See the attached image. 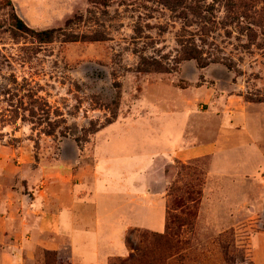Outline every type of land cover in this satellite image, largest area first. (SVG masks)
<instances>
[{
	"label": "rangeland",
	"instance_id": "obj_1",
	"mask_svg": "<svg viewBox=\"0 0 264 264\" xmlns=\"http://www.w3.org/2000/svg\"><path fill=\"white\" fill-rule=\"evenodd\" d=\"M194 46L202 63L181 61ZM141 57L172 70L140 73ZM38 98L61 114L54 136ZM141 118L223 145L168 167L165 232L131 229L135 250L109 264H264V0H0V183L18 168L9 184L26 193L36 168L90 164L101 130L120 124L102 134L124 148ZM41 255L31 264H70L67 250Z\"/></svg>",
	"mask_w": 264,
	"mask_h": 264
},
{
	"label": "crops",
	"instance_id": "obj_2",
	"mask_svg": "<svg viewBox=\"0 0 264 264\" xmlns=\"http://www.w3.org/2000/svg\"><path fill=\"white\" fill-rule=\"evenodd\" d=\"M128 122L124 130L138 134L124 148L116 142L127 136L102 134L120 131V124H112L97 134L104 139L96 142L90 164L77 165V157L56 170L36 168L26 193L25 186L9 184L21 179L18 168L4 174L8 182L0 183V264H31L43 260L45 252L61 255L65 250L70 264H109L111 258L128 254L131 229L165 232L168 167L216 155L223 143L194 144L175 119Z\"/></svg>",
	"mask_w": 264,
	"mask_h": 264
},
{
	"label": "trees",
	"instance_id": "obj_3",
	"mask_svg": "<svg viewBox=\"0 0 264 264\" xmlns=\"http://www.w3.org/2000/svg\"><path fill=\"white\" fill-rule=\"evenodd\" d=\"M200 17V15H198ZM17 27L19 30H28L27 27L24 25V23L22 21H20L19 19H17ZM55 31H43V32H39V33H34L36 35V38L40 41V42H52L54 40V37L52 36L54 34ZM70 42H75L77 41V39H72L69 40ZM202 53L201 51L197 48V47H183L182 49V53H181V58L180 60H196L199 63H202V57H201ZM140 63L138 66V72L140 73H170L172 69L168 68L167 66L163 65L161 62H159L156 59H148L146 57H141L140 59ZM36 104H39L38 107V111L42 112L45 115V120H47V123L45 121V123H42L40 126H44L43 124H45V126H48L49 129L47 130V127H45L44 129V134H46L47 136H54L55 132H56V123H52L50 122V118L52 116V114H56L57 116H61V114L59 113V111H53L52 112V107L48 104L47 101L38 98L36 100ZM31 115L32 116H37V112L36 110H32L31 111ZM47 118V119H46ZM111 121H108L107 124H111ZM97 132H99V130H88V131H84V136L85 138H87V136L89 134H96ZM77 141H81V139H77ZM129 236L132 235V233H128ZM167 238V236H166ZM129 244L131 251H134L135 248L132 245V242L130 240V238L126 239V244ZM47 254H49V252H47ZM134 259L133 253L132 255L123 261H120L119 264H127V263H131ZM48 264V263H47ZM112 264V263H111Z\"/></svg>",
	"mask_w": 264,
	"mask_h": 264
}]
</instances>
